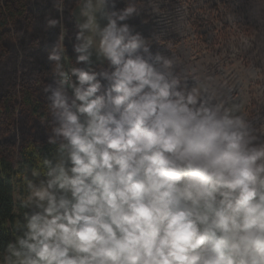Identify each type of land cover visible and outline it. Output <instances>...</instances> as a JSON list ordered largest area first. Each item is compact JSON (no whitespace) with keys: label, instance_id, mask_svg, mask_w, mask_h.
Segmentation results:
<instances>
[{"label":"clouds","instance_id":"1","mask_svg":"<svg viewBox=\"0 0 264 264\" xmlns=\"http://www.w3.org/2000/svg\"><path fill=\"white\" fill-rule=\"evenodd\" d=\"M52 6L44 140L17 153L0 264H264L259 30L228 12L207 55L193 0Z\"/></svg>","mask_w":264,"mask_h":264},{"label":"trees","instance_id":"2","mask_svg":"<svg viewBox=\"0 0 264 264\" xmlns=\"http://www.w3.org/2000/svg\"><path fill=\"white\" fill-rule=\"evenodd\" d=\"M193 3L194 8L211 12L223 22L224 28H227L225 15L237 13L249 29L259 30L258 39L264 43V0H203L202 3L193 0ZM48 14L60 15L52 0H0V219L10 214L13 206V166L17 153L25 155V145L31 138L44 140L38 122L43 114V98L35 80L50 71L46 58L59 32L58 28H47ZM64 15L71 29L67 11ZM129 23L145 35L156 27L152 22L142 24L138 19ZM198 31L204 33L201 26ZM68 54L73 55L70 44ZM52 79L49 75L46 82ZM0 239H7L2 230Z\"/></svg>","mask_w":264,"mask_h":264},{"label":"rangeland","instance_id":"3","mask_svg":"<svg viewBox=\"0 0 264 264\" xmlns=\"http://www.w3.org/2000/svg\"><path fill=\"white\" fill-rule=\"evenodd\" d=\"M196 9L201 8L196 7L193 11L195 12ZM201 10L204 15L201 16L200 14H197L195 22L199 24L204 31V33H200V39L204 42L203 47L209 49L207 55H211L213 46L221 39L226 40L228 33L225 30L226 28L219 26L220 22L212 15L211 12L203 9ZM213 21H216L217 23H213Z\"/></svg>","mask_w":264,"mask_h":264}]
</instances>
